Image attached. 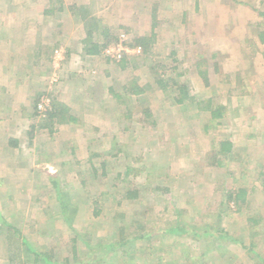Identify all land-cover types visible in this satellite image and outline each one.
Segmentation results:
<instances>
[{"label": "rangeland", "instance_id": "1", "mask_svg": "<svg viewBox=\"0 0 264 264\" xmlns=\"http://www.w3.org/2000/svg\"><path fill=\"white\" fill-rule=\"evenodd\" d=\"M93 18L91 42L107 43L95 55ZM107 47L129 52L107 63ZM110 85L143 92L117 103ZM41 92L71 108L30 137L17 103ZM0 133V224L24 222L31 242L57 250L77 205L92 248L80 241L75 258L58 245L74 264H264V0H0ZM54 176L71 191L66 213Z\"/></svg>", "mask_w": 264, "mask_h": 264}, {"label": "trees", "instance_id": "2", "mask_svg": "<svg viewBox=\"0 0 264 264\" xmlns=\"http://www.w3.org/2000/svg\"><path fill=\"white\" fill-rule=\"evenodd\" d=\"M46 12V11H44ZM97 19V20H96ZM99 18H93L92 20V25L90 27V29H88L87 31V43L90 46H86L85 50L87 51V53L91 54V55H95V54H99L101 48L103 49L107 43H104L103 45L98 46L97 42L96 43H92V33H91V29L96 26V24L100 21L98 20ZM104 32H108L110 27L107 26H102ZM153 37V34L151 35ZM150 36V39H152V37ZM148 39V38H147ZM146 37H137L135 38V42L137 45H141L143 46V51H145L146 53L149 50V47L147 45L146 47ZM92 43V44H91ZM43 48V50H42ZM47 46L46 45H39L38 46V52H42V54H46L48 55L49 53H45ZM13 54V52H12ZM106 60L107 63L109 61H119L120 59H114L110 56H106ZM126 57L121 58L120 64H121V68L124 69L125 67V62H126ZM42 59L43 56L40 55L39 57H36L34 59L33 65L36 64H42ZM47 60H50V54L47 56ZM45 61H46V57H45ZM156 67V66H155ZM168 80V79H167ZM158 82L161 84V87L166 84V80H159ZM185 85L181 84L177 86V94L175 96V101L178 103H182L184 101V99H186V97L188 96V93L186 92L185 89ZM149 88V86H148ZM147 88V89H148ZM164 88V87H163ZM129 91H127L126 89L120 91L119 93L114 91L113 86H108L107 91L109 93H113V95L110 97L112 100L115 99V101L117 103H122L124 104L127 100H129L130 98H127L125 96L130 94H137V93H141L143 92V88L138 87V86H134L133 89H128ZM165 90V88H164ZM146 93L143 94L141 99H147L148 97L144 96ZM42 98V92L38 93V96L35 98V105H30V108L27 107V105H20V109L24 110V114L29 115L30 117H28L30 120V123L28 124L27 127H29V134L30 137L32 136V132L35 128V126L37 127V129L41 128L42 126L46 127V126H51V124H53V122L55 121V119L57 118V120L62 121V117L63 114H66V111H68L69 106L67 105H62L59 100L56 98V94L55 97L52 95H49V104L48 106H46V108L42 111L38 110L36 107L37 102L41 100ZM103 103V102H102ZM101 102L98 103V106L96 107H100ZM146 107V106H145ZM125 108V107H124ZM145 113L146 116H148V110L145 109ZM144 115V112H142ZM211 116L213 117H220V112L219 110H211L210 111ZM71 115V114H70ZM38 116L39 120H35V117ZM128 118H130V115L128 114L127 116ZM69 120L72 122H77V120L75 119V117L69 116ZM41 121V122H39ZM36 129V128H35ZM51 131V133L54 132V130H49ZM1 133H0V138H1ZM12 136L7 135L5 136V139L8 140V143L16 146L14 140H11ZM1 144V141H0ZM221 144V149L225 150V151H229L230 149V142H222ZM1 146V145H0ZM1 157H3V155L1 154ZM104 163V162H103ZM104 165V164H103ZM95 173V172H93ZM103 175H105V172L103 171L102 173ZM264 174V172H263ZM55 177V176H54ZM61 177V174H60ZM59 177V178H60ZM57 179L55 177V181L53 183V186L55 185V189L57 191H59V189L62 190L63 187V183L61 184V188L59 187V183H60V179ZM262 181H264V175H263V179ZM81 183V185L83 184L84 180L83 178L79 181ZM79 187V186H78ZM77 188V187H76ZM75 189V188H74ZM244 191H246V188H243ZM71 191H66L63 190L62 193L61 191H59L58 193V200H59V207L61 209V213L62 211H64L65 213L67 212L66 208H67V204H68V199H70L71 197ZM241 192L238 193V197L240 196ZM77 205L73 206V211L71 212V218H69V221H63V226L66 228L64 230H61L57 235H55L56 237V247L57 250H54L53 247L50 248H46L44 246H41L40 243L36 244L35 242H31L29 239V237H27V235L23 232L24 229V222L20 223V222H15V221H2V223L0 224V249H2V252H4L3 254V258L6 259L9 263H23L26 262L27 260H29V262L34 263V264H74L73 263V259L71 257H69L68 255L66 256H61V250L63 249V247H59L58 245L62 246V244L66 243V245L70 246L71 250L73 251V253L75 254V258L78 257V255L80 254L81 251H79L78 249V244L80 241H82L85 245H87V247L89 249H91V245H90V236L87 234H84V231L82 230V223H81V228H79L77 230L76 228V211H77ZM79 209V208H78ZM94 214H98V210H94ZM74 216V217H73ZM71 220V221H70ZM249 221H252L251 219ZM180 228L178 226L175 225H171L169 226V231L175 233L176 231H178ZM182 230H185L182 227ZM205 234H208L207 232H205ZM121 245V243H120ZM96 246H102V245H96ZM102 248V247H101ZM117 247L112 246L107 248V250H115ZM70 261V262H69Z\"/></svg>", "mask_w": 264, "mask_h": 264}, {"label": "crops", "instance_id": "3", "mask_svg": "<svg viewBox=\"0 0 264 264\" xmlns=\"http://www.w3.org/2000/svg\"><path fill=\"white\" fill-rule=\"evenodd\" d=\"M16 38H17V37H15V38L13 37V42H12V45H11V52H13L14 50H17V49H18V46H19L18 43H17V40H18V39H16ZM15 39H16V40H15ZM39 43H43V42H41V40H40ZM39 43H37V45H36L37 48H38V46H39ZM55 74H56V72H53L52 75L50 74L51 76L47 74V75H43L44 78H42V77H41V79L38 78L39 80H41L40 85H42L44 82L47 83L49 80L51 81L54 77H58V79H59V75H58V76H55ZM60 76H61V75H60ZM46 79H47L48 81H47ZM15 81H16V80H15ZM5 82H7V79H5ZM58 82H59V81H58ZM58 82H56V83H58ZM46 85H47V84H46ZM46 85H45V86H46ZM14 86H15V87H14ZM14 86H11V88L6 87L7 92L10 93V91H11L12 89H15L16 87H18V86H19V82L16 81V83H15ZM13 87H14V88H13ZM13 99H14V97H13ZM16 100H17V99H16ZM19 102H20V99H19ZM25 104H26V103H25L24 100H23L22 102H20V104L17 103V106L19 105V107H20V105H25ZM10 106H11V107H9V108H10V111L13 112V114H15L17 109L12 108V105H10ZM14 106H16V105L14 104ZM17 106H16V107H17ZM25 106H26V105H25ZM16 107H15V108H16ZM27 107H28V104H27ZM23 115H25L27 118L30 117L29 115H26V114H23ZM28 120H29V118H28ZM0 157H1V154H0ZM0 161H1V159H0ZM8 264H11V263H8Z\"/></svg>", "mask_w": 264, "mask_h": 264}, {"label": "built area", "instance_id": "4", "mask_svg": "<svg viewBox=\"0 0 264 264\" xmlns=\"http://www.w3.org/2000/svg\"><path fill=\"white\" fill-rule=\"evenodd\" d=\"M126 52L128 53V49H125V48H121L119 47L118 49H114L113 47H107L105 50H104V53L105 55H109L110 57L114 58V59H117V58H120V52ZM54 81H57L56 78H54ZM49 104V99L48 98H45V99H41V102L39 103V110L42 111L45 109L46 106H48ZM42 105L45 106L44 108H42Z\"/></svg>", "mask_w": 264, "mask_h": 264}]
</instances>
